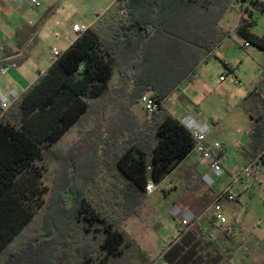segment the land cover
<instances>
[{"label":"trees","instance_id":"1","mask_svg":"<svg viewBox=\"0 0 264 264\" xmlns=\"http://www.w3.org/2000/svg\"><path fill=\"white\" fill-rule=\"evenodd\" d=\"M118 1L119 9L124 10L125 15L117 21L112 19L107 26L90 27L81 32L76 41L60 53L48 70L0 119V264H34L37 260L35 253L42 245L50 249V256L47 257L49 264H65L62 256H65L66 264H151L138 242L123 227L131 216H139L140 212L125 209L120 198L115 199V196L125 193L133 202L141 203V198L147 194L148 183L163 182L194 152L196 143L183 123L163 107L164 97L169 93L155 94L160 109L152 115V129L146 134L138 126L139 132L129 131L133 122L129 112V121L122 124L113 141L108 133L105 137L101 125H110V118L120 113L113 104L116 100L109 93L115 72L121 68L118 59L120 46L130 44L126 52L136 57L132 64L129 63L130 73L121 75V84L126 91L132 84L135 68L145 64L139 59L140 56L146 57L144 50L150 40L164 35L195 37L197 42L188 52L180 54V60L195 54L199 58L203 50L208 55L212 54L229 35L221 31L219 23L231 8L232 1ZM237 1H246L252 8L248 12L249 18L241 16L237 35L264 52V35L251 31L255 25L253 14H264V0ZM212 11L218 14H210ZM193 12L203 14L206 20L211 18L207 20L211 23L210 30L203 32L193 28ZM53 14L54 7H51L33 26L24 24L17 31L19 47H24L26 41L33 39L45 20ZM120 30L125 39L129 33L133 35L129 37L130 43L118 40ZM29 52L30 47H27L21 57L0 60V65H21L27 61ZM139 91V99L148 93L142 87ZM108 97L111 99L108 100ZM97 99L101 101L92 106V101ZM249 99L254 100V110L249 111L254 122L250 132L254 159L264 152V89L255 85ZM87 120L94 121L95 128L87 130L80 148L93 142L94 154L99 156V152L105 151V147H110L109 142H113L107 163H114L116 177L123 182V186L116 182L113 184L111 208L86 199L83 187L76 182L73 171L76 164L71 150L63 154L64 150L59 147V142L73 127ZM127 134L128 137H125ZM77 144L76 149L79 150ZM63 155L70 157L62 165L67 183L58 189L56 196H52L54 189L52 191L47 187L43 180L45 160L51 158L55 161L59 175V156ZM100 167L101 164L98 169ZM88 179L93 180L91 177ZM49 196L56 201V211L49 227L42 228L40 234L26 241L22 248L6 255L38 213L43 209L48 211L53 205L52 198L47 202ZM121 208L122 212L119 211ZM60 218L68 221L67 233L63 236H59ZM24 254H29V257L24 258ZM7 256H10L9 260ZM167 261L172 263L171 255Z\"/></svg>","mask_w":264,"mask_h":264},{"label":"rangeland","instance_id":"2","mask_svg":"<svg viewBox=\"0 0 264 264\" xmlns=\"http://www.w3.org/2000/svg\"><path fill=\"white\" fill-rule=\"evenodd\" d=\"M232 5L229 12L226 14L227 28L230 32L236 29V23L242 16L239 13L243 12L245 17L249 18V13L252 11L251 5L246 1L231 0ZM111 2H116V0H57L54 2V14L57 16L58 21H67V23L72 26L74 23H81L82 21L91 20L96 13H100L99 10L104 5ZM117 2L114 10L109 14V20L120 19L125 15L124 10H120ZM46 2L43 1V8H46ZM241 11V12H240ZM213 12V13H212ZM210 14H218L216 11H212ZM194 13L193 28L200 31L210 30L211 23L204 19L203 14ZM192 13V14H193ZM238 13V14H237ZM53 15L45 20L47 24L46 27L48 31L59 32L62 36V32L57 27H54L56 20H53ZM253 20L255 25L251 29L252 33L263 36L264 35V14H254ZM44 23V24H45ZM174 24V23H173ZM209 27V28H208ZM206 40V39H205ZM224 40L223 44H220ZM217 46L213 56L210 59L209 65V79L217 91L223 98V103L227 104V110L229 111V116L235 119V122H231L228 118L224 117V123L221 128L215 129L210 125L212 130L211 134L220 137V141L226 138L224 142L228 147L227 160H225V170L224 176L221 179V183H225L226 188L233 183L232 190L238 196V202L232 203V208H234V213H226L229 220L228 225L223 228L230 227V235L223 241L216 237L217 230L220 226L215 225L213 227L210 222V214L212 209H207L205 221H207L204 226V236L207 238L209 244L216 246L217 252H213V260L211 264H264V186L255 184L249 179L248 176L243 174L244 163L240 159L241 148L238 145L240 138L244 137L248 128H250L251 116L249 111H253L254 100H246L247 89H250L251 83L253 86H258L264 89V59L260 60L258 63L254 61V57L248 55V51H253L252 47L248 50H244L238 47L240 40L235 37L234 40L231 38L223 39ZM204 41V40H203ZM195 37L181 38L177 35H164L158 39L150 40L147 42V47L144 50L146 56L151 57V61L148 60L147 63L137 66L134 71V76L132 79V86L130 91H125L123 85L117 84L116 81L118 71L115 72L114 78L109 86L110 96H113L116 100V108L119 109V114L117 117H111L108 123L97 126L100 127L103 132H105V137L107 133L110 137L120 132V128L123 123H127L130 119L129 112L133 122L130 124L132 128L129 131L147 133L152 129L151 122L148 121L147 116L144 111V106L141 99L137 98L140 92L139 84L146 78L147 74L155 75L156 73H162L163 77L167 74L172 76V72L179 70L180 54L188 52L191 49L193 43H196ZM229 47V49H227ZM226 59L231 61L233 65L236 66L237 78L240 80L239 85H234L232 76H226L227 81L223 82L220 80L221 76H224L225 68L223 64L220 63L216 58ZM241 61V62H240ZM217 64L218 68H214L212 65ZM121 78V77H120ZM225 79V80H226ZM217 93V94H218ZM219 95V94H218ZM111 97H108V100ZM248 99V98H247ZM97 99L92 101L94 106ZM103 100V99H102ZM112 105V106H114ZM115 108V109H116ZM252 113V112H251ZM240 115L243 116L242 120H239ZM131 119V120H132ZM239 120V121H238ZM85 121L79 126L73 127L59 142V147L64 150L63 154H67L71 150L72 160L76 164L74 168V173L76 175L77 185L83 187L85 197L91 199L93 203H99L107 208H111L112 190L114 188V183L116 182L119 186H123V182L117 179L115 166L113 162L107 163L110 157V147L105 151H100L99 156L94 154V147L92 140L88 139L91 144L80 148L85 139L87 130L95 128L94 121ZM129 124V125H130ZM136 126L140 128L137 130ZM108 128V130H107ZM128 137V134L125 136ZM77 142H79L77 144ZM76 144L77 148L76 149ZM67 148V149H66ZM69 151L67 152V150ZM76 151V152H75ZM78 151V152H77ZM60 155V154H59ZM60 158V168L61 174L58 175L56 169H58L57 164L51 158L45 160L46 172L44 176V184L50 189H54L52 196H56V193L60 187H62L65 182V168L62 166L70 158L68 155L59 156ZM203 162L207 163L203 160ZM201 164L202 167L206 165ZM101 167L98 169L99 165ZM107 164V165H106ZM187 163H184L179 167L170 177H167L163 182L155 184L156 190L152 194H145L141 198V203L138 201L133 202L128 196L116 195V198H120L121 202L125 205V209H131L133 211L141 212L146 210L147 216L143 219L144 226L142 227V233L133 238L141 246L143 252L145 250L151 252V258L149 261L151 264H167L166 260L170 257L168 254L165 260L158 259L159 255L163 251V248L167 247L177 236L178 231L176 230V223L172 215L173 204L176 197L173 195H166L169 191L165 192V188L168 184H174L179 189L178 192L181 193L186 190L187 183H201L200 175L201 166L198 165L194 168H187ZM205 169V168H204ZM76 171V172H75ZM210 171L206 174H209ZM87 177H91V180ZM237 179V180H236ZM254 183V184H253ZM255 185L253 188H251ZM56 191V192H55ZM52 196L47 198V202L52 198L53 205L50 206L48 211L41 210L34 222L25 230L23 235L18 238L12 248L6 255H10V252H14L17 248H22L26 241L32 239L36 235L40 234L42 228L46 229L49 227L51 220L55 213V200ZM116 201V200H115ZM139 205V206H138ZM118 206V205H117ZM122 212V208L119 209ZM67 218V217H66ZM66 218H60L59 221V236H63L67 233V220ZM129 219L123 224V227L127 229ZM43 224V226H42ZM130 233V232H129ZM211 233V236H209ZM204 243V242H203ZM141 244H144L143 247ZM48 250L44 245L39 247L35 255L37 260L34 262L37 264H49L47 262V257L50 256ZM212 251H215L213 249ZM14 254V253H12ZM147 255V253L145 252ZM24 258L29 257V254H24ZM8 260L10 256H7ZM46 260V261H44ZM62 261L66 264L65 256H62ZM166 261V262H165Z\"/></svg>","mask_w":264,"mask_h":264},{"label":"crops","instance_id":"3","mask_svg":"<svg viewBox=\"0 0 264 264\" xmlns=\"http://www.w3.org/2000/svg\"><path fill=\"white\" fill-rule=\"evenodd\" d=\"M43 1L47 3L46 8H43ZM55 1L57 0H0V44L4 49V55L0 57V60L10 61L17 59L25 53V48L30 47L27 61L21 65H18L16 68H11L6 75L0 77V93L4 95L15 93L17 95V99L10 102L9 108L15 101L20 99L29 89V87L39 79L40 75L46 72L51 66L52 63L50 59L52 50H58L60 53H63L76 41L79 34L87 28L98 27L100 25L107 26L111 22L109 20V14L114 10L118 2V0H116L114 3L111 2L104 5L102 8H100V13H96V15L91 20L82 21L81 23H74L72 26H70L65 20L58 21L57 16L53 15V20H56L54 27L60 29L62 36L59 32L48 31L49 29L46 27L47 24L45 23L37 31L34 38L26 41V45L20 48L18 45L17 31L24 24L33 26L38 21H40L48 9L54 6ZM228 12L229 10L226 12V14ZM226 14L220 21L219 28L221 31L229 33V35L225 38L229 37L232 40H234L235 37L238 38L240 42L237 46L242 48L241 44L245 40L240 38L236 32L240 21H237L236 29L233 32H230V29L227 28L228 21H226ZM239 14L243 15V12ZM75 25L82 29L80 33H76L73 30ZM131 36L133 35L129 33L125 39V34L120 30L118 40H125L127 43H130L129 37ZM223 42L224 40L220 44H223ZM129 46L130 44L126 45L125 43V47L120 46L121 48L119 50V56L115 54V56H118L121 65V68L118 71L119 75L116 79L118 82L117 84H121V75H127L130 73L128 67L131 65L129 63L132 64L136 58L134 55L130 56L127 53L128 51L126 52V49ZM251 47L253 48V51H248L247 53L249 56L255 58L254 61L256 63L264 59V52L262 50H259L252 45L249 48ZM227 49H229V47ZM214 52L208 55L206 51L203 50L199 58L196 57V54L194 56L191 55L192 57L190 58L184 57L180 61L182 67L179 65V70L173 71L172 76L166 74L163 77L162 73H156L155 75L147 74L146 78L139 84V86L148 91V93L145 94L146 96L155 97L156 93H169L164 97L163 107L180 121H182L186 115L191 113L199 122L205 123L209 128L211 125V129L212 127L215 129H220L224 123V117L228 118L231 122H235V119L229 116L227 104L223 103V98H221L222 96L217 91L218 88H215V85H213L211 80L208 78L209 65L211 64L209 61L213 56H215ZM150 58L151 57L148 56H140L139 62L142 60L144 63H146L148 60L151 61ZM216 59L223 64L224 68L225 64H227L231 71L237 72L236 66L231 64V61L218 57ZM212 66L214 68H218L216 63ZM226 81L227 79L223 82ZM131 86L132 84H130V87L127 89L128 91L131 90ZM253 87V83H251L250 89H247L245 98L246 100L253 90ZM5 113L6 111L3 112L0 108V119L5 115ZM240 116L241 117H239V120H242L243 116ZM249 117L251 118V116ZM150 120L151 118L148 119V121ZM253 124L254 122L251 118L250 128H248L244 137L240 138L238 143L242 150L240 153V159L244 163V168L251 164H257L261 157L259 155L254 159L252 158L253 155L250 148V132L253 128ZM211 129L207 137V145H221L222 150L218 154L224 159V169V162L227 160L228 154V147L224 143L226 142V138H223V140L220 141V137L214 134L212 136ZM184 163H187V168H194L198 165L201 166V169H203V171L201 170L202 174H199L201 183H187L186 190L181 193L178 192L179 189L174 184H168L166 186L165 192L169 191L166 193V195H173L176 197V200L173 204L172 215L175 220L176 230L178 233L174 241L171 242L167 247L163 248V251L159 255L158 259L165 260V257L170 254L172 261L171 264H211V261L214 258L213 252H217L216 249L218 247L216 248V246L213 244L210 245L207 238L204 236V226L207 222L205 221L206 211L207 209H212L208 222H210L209 224H211L213 227H215V225L220 226L219 229H216V237L223 241L230 235V227H223L229 223L226 213H234V208L231 206L233 202L220 201L219 194L221 191H223V189H225V183H221V179H216L212 186H209L203 182V176L207 173V171H210V164L203 162V160L195 152L191 153L172 172V174ZM203 163L206 164L204 166L205 169L202 167L203 165H201ZM255 184L261 185L260 183ZM254 186L255 185H253L251 188ZM167 188L170 189L167 190ZM235 202H238V196ZM217 203L221 204L223 216L227 219L225 224L215 222L213 219L214 206ZM147 209L148 208H146V210ZM146 210L141 212V215L139 216H131L126 226L130 234L135 237L137 236V240L139 235L142 233V227L144 226L143 219L147 216ZM183 221H187L188 225L185 227L182 226ZM209 236H211V233H209ZM141 245L143 247L145 246L144 244ZM213 249H215V251H212ZM145 252L147 253L148 258L152 257L151 252L147 250H145ZM166 263L169 264L168 261Z\"/></svg>","mask_w":264,"mask_h":264},{"label":"built area","instance_id":"4","mask_svg":"<svg viewBox=\"0 0 264 264\" xmlns=\"http://www.w3.org/2000/svg\"><path fill=\"white\" fill-rule=\"evenodd\" d=\"M24 1H29V0H24ZM73 30L76 33H80L82 31V29L77 25L73 27ZM250 46L251 45L247 41H244L241 44V47L245 50H247ZM3 55H4V49L0 44V57H2ZM59 55L60 52L58 50H52L51 59H50L51 63H53ZM16 67L17 66L15 64L0 65V77L6 75L11 68H16ZM226 76H233L234 84L235 85L240 84V80L237 78V72L231 71L227 66V64H225V73L224 76L221 77V81H225ZM16 99H17V95L15 93H11L9 95H4L0 93L1 110L3 112L7 111L10 102ZM141 102L144 106V111L148 119H150L152 115L160 109V102L154 96L145 95L141 98ZM181 122L187 128V130L192 134L195 140L196 145L194 148V152L202 160L210 164V173L205 174L203 176V182L209 186H212L215 183L216 179L220 180L224 175V169H223L224 159L218 154L219 152H221L222 147L220 144H215L213 146L207 145V137L210 133V128L205 123L199 122L193 116V114L190 113L186 115ZM243 174L248 176L252 182L260 183L261 185L264 186V153L261 155L260 160L257 164H251L248 165L246 168H244ZM234 182L235 179L233 180L232 184H230L225 189H223V191H221V193L219 194L220 201L222 200V201L235 202L237 200V196L232 190V186ZM169 189L170 188H167V190ZM155 190H156L155 184L152 181H150L146 187V193L152 194ZM213 219L215 220V222H218L220 224H225L227 222V219L223 216L222 206L219 203L215 204L214 206ZM187 225H188L187 221L182 222V226L185 227Z\"/></svg>","mask_w":264,"mask_h":264}]
</instances>
